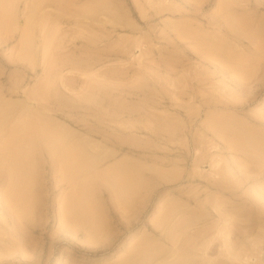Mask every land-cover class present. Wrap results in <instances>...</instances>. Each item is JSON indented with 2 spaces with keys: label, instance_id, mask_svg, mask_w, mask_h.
<instances>
[{
  "label": "rangeland",
  "instance_id": "1",
  "mask_svg": "<svg viewBox=\"0 0 264 264\" xmlns=\"http://www.w3.org/2000/svg\"><path fill=\"white\" fill-rule=\"evenodd\" d=\"M0 123V264H264V0H0Z\"/></svg>",
  "mask_w": 264,
  "mask_h": 264
},
{
  "label": "bare ground",
  "instance_id": "2",
  "mask_svg": "<svg viewBox=\"0 0 264 264\" xmlns=\"http://www.w3.org/2000/svg\"><path fill=\"white\" fill-rule=\"evenodd\" d=\"M27 32H28V31H27ZM27 32L24 33V36L26 37L25 39H26L27 43H29V42L32 41V40L30 41V38H32V37H31V34H30V36H29V34H28V33H30V32H28V33H27ZM26 33H27V35H26ZM29 37H30V38H29ZM51 37H52V36H51ZM25 39H24V40H25ZM50 39H51V38H49L48 41H50ZM28 40H29V41H28ZM47 44H48V43H47ZM44 49H46V45H45V48H44ZM43 52H44V51H43ZM25 111H26V110H25ZM25 111H23V112L26 114ZM27 111H28V110H27ZM28 112H29V111H28ZM28 112H27V113H28ZM24 113H23L22 115H20V117H22V116L24 115ZM28 114H29V113H28ZM28 114H27V117H28V116L30 117V114H29V115H28ZM31 114H32V113H31ZM25 117H26V115H25ZM29 117H28V118H29ZM21 119H22V118H21ZM23 120H24V118H23L22 120H20V121H23ZM24 121H25V120H24ZM29 121H30V120H29ZM29 121H26L27 123L25 122L27 125H26V124H23V122H22V123L20 122V124H21L22 126L19 124V122L17 123V125H14V128H12L13 130L11 129V131H10L11 133L9 132L10 135L8 134V136H7L8 140H10V141H8V140L5 139V140L7 141L6 143H9V142L11 143L13 140L16 141V140H18V138H22L21 135H23V133H25L26 131H28V130L31 129V128H30V127H31V125H30L31 123L29 124V123H28ZM32 123L34 124V122H32ZM0 124H1V123H0ZM19 125H20V126H19ZM28 125H30V127H29ZM17 126H18V127H17ZM26 127H29L30 129H26ZM33 128H34V125H33L32 129H33ZM23 129H26V130L23 131ZM1 130H2V129H1ZM20 134H21V135H20ZM1 136H2V135H1ZM246 138H248V137H246ZM246 138H245V140H246ZM19 140H20V139H19ZM248 140H249V139H247V142H250V141H251V140H249V141H248ZM252 140H253V139H252ZM4 142H5V141H4ZM252 142H253V141H251L250 143H252ZM247 144H248V143H247ZM249 145L251 146V145H253V144H249ZM255 146H256V145H255ZM255 146H254V147H255ZM252 148H253V147H252ZM256 148H257V147H256ZM256 148H254V149H256ZM259 148H260V147H259ZM262 149H264V148H261L260 151H261ZM60 150H61V149H60ZM64 150H65V152H67V153H64V151L62 152V150H61V153H64L63 155H65V154L67 155L68 153H70V154L67 155L68 157L65 156V158L67 157V158L69 159V158H70L69 156L71 155V158L74 159V163H75V164L72 163L73 161L71 162V164L75 165V168H74L75 170H78L77 168H79V167L81 168L82 166H84V165H83L84 163H83V164L81 163L82 160H81V158H80L81 153H83L84 151H82V150L79 151V150H78V151L80 152V154L77 153L78 155H76V152L72 151V149H67V150L64 149ZM69 150H70V152H69ZM258 150H259V149H258ZM71 151H72V152H71ZM81 151H82V152H81ZM256 151H257V150H256ZM260 151H258V152H260ZM71 153H72L73 155H72ZM261 153L263 154V150L261 151ZM84 154H85V153H84ZM74 155H75L76 157H79L80 159L76 160V157H74ZM72 156H73V157H72ZM85 156H86V155H85ZM71 160H72V159H71ZM71 160H66V162L68 163V162L71 161ZM78 161H80V163H79L80 166H79V167H77V165H76V164L78 163ZM69 164H70V163H69ZM79 164H78V165H79ZM81 165H82V166H81ZM71 167H72V166H71ZM125 177H127V176H124V175H123V179H124ZM129 180H130V179H129ZM129 180H128V179H126V180L124 179V181H129ZM128 187H130V186L128 185ZM75 201H76V203H75ZM71 202H72V201H71ZM81 202H82V201H81V198H78V197H77V198H74V201H73L72 205H75V204L78 205V204L80 203L81 206H82V203H81ZM70 204H71V203H70ZM85 209H86V208H85Z\"/></svg>",
  "mask_w": 264,
  "mask_h": 264
}]
</instances>
